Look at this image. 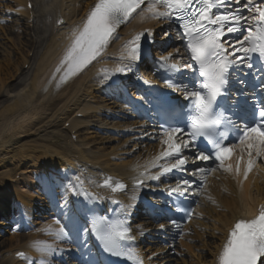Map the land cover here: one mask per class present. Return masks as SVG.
<instances>
[{
  "label": "bare ground",
  "instance_id": "bare-ground-1",
  "mask_svg": "<svg viewBox=\"0 0 264 264\" xmlns=\"http://www.w3.org/2000/svg\"><path fill=\"white\" fill-rule=\"evenodd\" d=\"M11 2L13 4L6 10L7 15L13 18V26L23 28L21 32L29 38L26 37L24 42H17L9 37L12 31L0 25V43L5 41V47L2 46L4 50L0 53V57L3 56V60H0V76L9 74L7 80L10 82L5 86L0 81V99L7 98V103L0 101V210H9L6 205L9 200L5 194L9 193L18 206L15 214L18 219L22 215L32 222L35 210L56 211L54 215L57 219H63L61 223L70 226L69 230L74 228L70 231L74 232L76 242H60L56 247L57 251L48 256L49 264H54V259L70 264L68 252L79 258L72 264H82V260L92 258L88 256V252L94 245L89 244L90 234L83 235L81 224H78L82 209L74 200L72 192L66 188L68 182L75 183V177L80 176L84 180L83 186L96 192L97 188L94 186L101 183L103 178L111 177L130 188L136 179L134 176L144 170L164 148L160 142L163 133L156 127L146 121H132L124 117L127 115L133 120L137 118L132 113V107L126 108L121 102L107 101L108 93L104 91L102 84H107L108 80L103 81L101 69L116 66L121 46L135 33L149 27L157 29L166 26V23L165 20L150 19L146 13L141 14L144 19L134 14L135 18L118 30L120 39L108 46L103 57L98 58L83 77L75 80L61 93H55L52 87L49 88L50 77L70 44L71 30L83 23L96 0ZM243 2L244 0L241 3ZM30 3L32 7L29 9ZM16 5L18 11L14 9ZM231 7L233 11L239 9L243 16H248V11L242 5L233 6L231 3ZM31 24L35 26L30 28ZM170 37L174 38L172 33L159 43H166ZM7 43L12 45L10 51L6 47ZM177 47L178 44L172 46L163 55L172 53L174 59L181 61L180 56L177 57ZM33 49L31 59L28 54ZM16 55L19 56L17 61ZM26 64H29V70H24ZM144 74L147 75L146 71ZM185 79V83L193 81L191 77ZM99 92L102 94L99 95ZM80 114L83 116L80 117ZM66 124H69L68 127ZM92 128L98 133L90 131ZM73 135H78L76 140L72 139ZM97 138L103 141L100 146H96ZM106 143L109 151L105 149ZM122 144L123 150L119 152L117 148ZM239 155L240 151L236 149L231 156L229 164L233 167L232 172L218 169L207 174L203 181L206 185L197 195L195 216L179 230L180 238L177 236L167 246H160L162 238L154 234V230L149 229L147 224L133 226L135 246L146 264H217L218 255L230 229L240 219L254 218L259 206L264 205V161L258 159L245 179L243 172L248 156L245 153L240 160V174L237 176L235 168ZM200 162L196 161V164ZM137 165L140 167L137 168ZM188 165L193 166L192 163ZM157 171V168H150L149 173ZM51 172H58L59 175L52 177ZM191 172L186 171L190 178L202 180L200 174L191 176ZM18 174L21 176L15 184ZM32 174H38L39 179L43 177L38 186L50 198V203L42 191H36L37 184ZM19 182L22 187L18 186ZM58 186L60 190H57ZM65 199L69 207H56L59 201L64 203ZM34 217L37 221L17 226L10 225L12 221L0 220L1 231L9 235L6 239L3 237L0 247L4 245L3 250H8L19 246L18 249L21 250L27 246L29 255L34 261L38 260L40 253L34 247L35 241L24 245L25 236L16 233V228L25 227L24 231H27L29 225H40L39 220H49V217L40 212ZM9 227L15 228V233L11 228L8 230ZM42 236L53 237L45 232ZM147 236L152 239L142 241ZM166 251H170V258H162ZM7 252L1 257L0 264H15Z\"/></svg>",
  "mask_w": 264,
  "mask_h": 264
},
{
  "label": "snow or ice",
  "instance_id": "snow-or-ice-1",
  "mask_svg": "<svg viewBox=\"0 0 264 264\" xmlns=\"http://www.w3.org/2000/svg\"><path fill=\"white\" fill-rule=\"evenodd\" d=\"M241 2L231 0V3L238 5ZM231 3L230 0H96L83 23L71 30L70 44L50 77V80L56 81L57 89L79 75L93 61L102 58L108 46L120 39L118 29L130 23L135 18L134 14L144 19L141 14L146 13L150 19L177 24L185 42L187 60L184 63L175 60L172 53L161 55L155 62L156 73L162 74L164 87L173 93H181L187 101L183 127L170 126L163 130L160 142L164 148L135 179L132 201H136L135 190L144 185V179L159 181L168 173L186 172L189 163L194 165L190 175L200 174L202 177L201 184L192 193L199 195L208 173L218 169L233 171L232 165H226L225 161L231 158L236 149L240 151L235 168L237 176L240 174V160L245 153L248 156L243 172L245 179L258 159L264 161V96L257 103L248 105L246 98L243 103L232 99L233 96H247L243 87L238 91H233L231 87L233 81L238 85L246 83L239 75L243 67L264 74V0H244L242 7L250 13L247 17L239 9L231 11ZM220 7H225V12H213L214 8ZM242 23L247 26H242ZM229 34H235L231 42L226 39ZM169 35L168 31H164L162 38ZM145 40H154L152 29L137 32L126 40L121 46L116 66L101 69L103 81L116 74L132 73L135 65L150 55L144 47ZM179 51L176 49L177 53ZM185 70L192 73L194 78L190 83L183 81ZM249 74L252 73L245 75ZM261 92L264 93V82ZM167 97V92L160 93L158 99L161 107L168 106ZM196 161H213L217 166L199 167ZM150 168H157L158 172L150 174ZM75 181H69L66 185L75 196H83L86 200L100 199L83 187L84 180L80 176H76ZM193 183L195 181L181 179L175 186L166 189L175 210L183 212L189 219L191 209L181 208L178 202L190 192ZM97 186L109 188L114 193L127 189V185L111 177L105 178L103 184ZM115 203L119 208L112 210L117 213L114 217L93 213L83 233L91 234L101 249L112 257L123 258L132 264H143L139 251L133 246L135 237L128 223L135 205H124L119 201ZM60 206L67 208V200ZM169 222L173 225L178 223L175 219ZM55 223L59 225L58 228L48 226L42 231L56 240H70L67 225L59 219ZM160 228L164 229L165 225L160 224ZM34 247L40 253L36 261L24 252L17 255L27 260L28 264H49L48 256L57 251L48 243ZM217 264H264V205L253 219H240L230 229Z\"/></svg>",
  "mask_w": 264,
  "mask_h": 264
},
{
  "label": "rangeland",
  "instance_id": "rangeland-1",
  "mask_svg": "<svg viewBox=\"0 0 264 264\" xmlns=\"http://www.w3.org/2000/svg\"><path fill=\"white\" fill-rule=\"evenodd\" d=\"M11 1H14V0H0V25L1 26H5V28H8V31H12V34H10L9 35V37L10 38H12L13 40H15V41H17V42H20V41H22V42H24L25 41V39H26V37H28L29 38V36L28 35H25L24 33H22L21 32V29H23V28H20L19 26H13L14 25V21H12L13 20V18L12 17H7L6 15H7V9H9L8 7L10 6V5H12L13 3L11 2ZM15 10L17 9V5H16V7L14 8ZM5 19H7L6 21H5ZM13 26V28L14 29H12L11 27ZM27 26V25H26ZM26 26H25V28H26ZM32 26H33V24H32ZM42 26H44L43 25V23H42ZM26 32H27V29L25 30ZM28 33V32H27ZM31 37V36H30ZM32 37H34V36H32ZM1 38L3 39V37L1 36ZM9 39V38H8ZM31 39V38H30ZM33 40V39H32ZM36 41V40H35ZM4 42L5 41H3L2 43H0V53H1V51H3L4 49L2 48V46L3 47H5V45H4ZM6 47H8V49H9V51H10V48H12V45H11V43H7V45H6ZM34 52L33 51H31L29 54H28V57L30 58L31 57V59L33 58V54ZM17 59H19V56H17L16 55V61H17ZM0 60L2 61L3 60V56L2 57H0ZM28 66L29 65H26L25 66V68L26 69H28ZM10 73H12V72H10ZM9 78V74H8V76H0V81L2 80V82H3V84H6L5 86H7V85H9L10 84V82L7 80ZM6 80V81H5ZM0 101H3V102H6L7 101V98H2V99H0ZM7 103V102H6ZM6 103H5V105H6ZM102 138H104V136H102ZM101 142H103L101 139H99V138H97V141L95 142L96 143V145H98V146H100V143ZM107 146H108V144L106 143L105 144V147L107 148ZM102 147V146H101ZM105 148V149H106ZM12 156V155H11ZM11 156H10V160H11ZM12 161V160H11ZM12 169H14V167H12ZM1 220V219H0ZM8 236L9 235H7V233H5V232H2V231H0V244L2 243V241H3V237L6 239V238H8ZM5 248V246L4 245H1V247H0V253L2 252V250Z\"/></svg>",
  "mask_w": 264,
  "mask_h": 264
}]
</instances>
